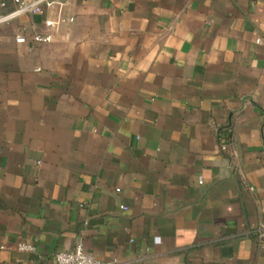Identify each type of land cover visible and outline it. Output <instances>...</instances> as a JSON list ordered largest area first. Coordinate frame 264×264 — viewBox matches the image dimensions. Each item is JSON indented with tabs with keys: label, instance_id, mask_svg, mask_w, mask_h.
I'll list each match as a JSON object with an SVG mask.
<instances>
[{
	"label": "crops",
	"instance_id": "0c3cea01",
	"mask_svg": "<svg viewBox=\"0 0 264 264\" xmlns=\"http://www.w3.org/2000/svg\"><path fill=\"white\" fill-rule=\"evenodd\" d=\"M58 1L0 24V264H264V0Z\"/></svg>",
	"mask_w": 264,
	"mask_h": 264
},
{
	"label": "built area",
	"instance_id": "2783aa9c",
	"mask_svg": "<svg viewBox=\"0 0 264 264\" xmlns=\"http://www.w3.org/2000/svg\"><path fill=\"white\" fill-rule=\"evenodd\" d=\"M16 8L8 13L0 16V24L9 22L21 15L31 13L34 15L44 14L47 9L57 8L58 13L54 18H48L44 22L45 32L34 34L32 40L36 44L51 43L54 41L56 33H58L64 25L74 22V17L64 15V4L58 0H14ZM2 6H6L3 3ZM16 41L21 44L27 43V37L24 32L19 34ZM21 251H34L35 247L27 242L19 245ZM56 264H116L117 261L105 262L94 255L85 251L84 247L79 244L73 250L59 251L55 254Z\"/></svg>",
	"mask_w": 264,
	"mask_h": 264
}]
</instances>
